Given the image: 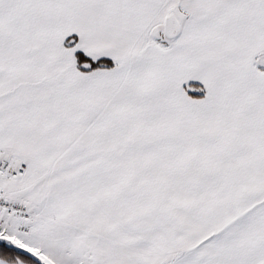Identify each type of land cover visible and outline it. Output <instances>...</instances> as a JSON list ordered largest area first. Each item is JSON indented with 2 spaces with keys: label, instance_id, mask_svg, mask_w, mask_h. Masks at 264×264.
I'll use <instances>...</instances> for the list:
<instances>
[{
  "label": "snow or ice",
  "instance_id": "6c2138e0",
  "mask_svg": "<svg viewBox=\"0 0 264 264\" xmlns=\"http://www.w3.org/2000/svg\"><path fill=\"white\" fill-rule=\"evenodd\" d=\"M0 264H264V0H0Z\"/></svg>",
  "mask_w": 264,
  "mask_h": 264
}]
</instances>
